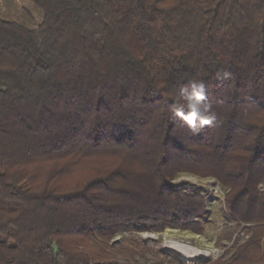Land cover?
Here are the masks:
<instances>
[{"label":"trees","instance_id":"trees-1","mask_svg":"<svg viewBox=\"0 0 264 264\" xmlns=\"http://www.w3.org/2000/svg\"><path fill=\"white\" fill-rule=\"evenodd\" d=\"M32 1L36 24L0 16V264H146L113 237L204 230L182 172L248 224L197 264H264V0ZM193 81L216 116L196 132L173 110Z\"/></svg>","mask_w":264,"mask_h":264},{"label":"rangeland","instance_id":"rangeland-1","mask_svg":"<svg viewBox=\"0 0 264 264\" xmlns=\"http://www.w3.org/2000/svg\"><path fill=\"white\" fill-rule=\"evenodd\" d=\"M0 16L13 20L31 19L36 24L42 19V11L32 0H0ZM170 184L187 192L198 189L204 194L208 210L202 221L204 230L196 233L188 228L166 227L160 232H124L113 237V244H138L146 264H166L167 258L161 253L164 251L175 258L177 264H197L199 259H216L229 254L236 242L247 238L248 224L236 223L225 217L228 213L225 203L227 190L217 179L182 172L171 178ZM166 232L174 233L178 238H185L189 244L203 248V253L187 256L184 252L170 247L166 241Z\"/></svg>","mask_w":264,"mask_h":264},{"label":"clouds","instance_id":"clouds-1","mask_svg":"<svg viewBox=\"0 0 264 264\" xmlns=\"http://www.w3.org/2000/svg\"><path fill=\"white\" fill-rule=\"evenodd\" d=\"M232 73L228 69H219L216 79H229ZM174 115L196 132L198 128L210 125L215 119L211 102L208 100V89L203 81H193L181 88L175 101Z\"/></svg>","mask_w":264,"mask_h":264},{"label":"bare ground","instance_id":"bare-ground-1","mask_svg":"<svg viewBox=\"0 0 264 264\" xmlns=\"http://www.w3.org/2000/svg\"><path fill=\"white\" fill-rule=\"evenodd\" d=\"M165 237L167 238L166 241H168L170 247L184 252L187 256L201 254L204 251L203 248L189 244L185 238L176 237L174 233L166 232Z\"/></svg>","mask_w":264,"mask_h":264}]
</instances>
